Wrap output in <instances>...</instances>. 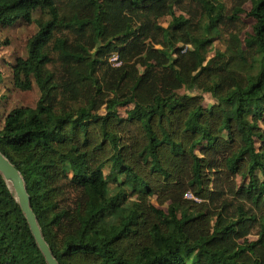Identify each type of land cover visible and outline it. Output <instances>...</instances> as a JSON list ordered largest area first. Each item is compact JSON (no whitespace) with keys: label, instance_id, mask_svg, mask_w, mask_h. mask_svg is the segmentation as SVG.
I'll return each instance as SVG.
<instances>
[{"label":"trees","instance_id":"1","mask_svg":"<svg viewBox=\"0 0 264 264\" xmlns=\"http://www.w3.org/2000/svg\"><path fill=\"white\" fill-rule=\"evenodd\" d=\"M20 20L14 80L39 100L0 150L60 264H264V0H0V25ZM0 264H47L1 173Z\"/></svg>","mask_w":264,"mask_h":264},{"label":"rangeland","instance_id":"2","mask_svg":"<svg viewBox=\"0 0 264 264\" xmlns=\"http://www.w3.org/2000/svg\"><path fill=\"white\" fill-rule=\"evenodd\" d=\"M250 10L251 3H247L245 5V12L241 15L246 23V28L241 35L243 41L252 35L253 25L255 23L254 18L248 15ZM177 12L179 14L181 13L180 10H177ZM170 19L169 16L163 17L160 22L164 26H167ZM35 32L36 25L33 23L29 24L24 20H20L11 26L0 25V128L3 127L5 119L12 109L20 106H35L39 100V90L36 85H34L32 89L25 90L16 86L14 80V66L19 58L26 57L28 40ZM210 47V56H213L217 50L224 51L226 49L224 43L219 39H216ZM109 62L114 66L121 65L117 52H114L109 56ZM190 93L194 95H202L203 104L206 107L212 106L217 101L212 93L208 91L196 89L191 92L187 88H182L178 91L179 96ZM130 108H132L131 105L119 107V115L123 118L126 117L127 111ZM107 110L108 105L104 106L101 111L102 114L105 115ZM256 143L257 147H259L260 141L258 139L256 140ZM104 171L107 174L109 173L107 168H104ZM255 173L261 175L259 170ZM124 179V176H120V182ZM238 182L240 185H246L249 180L247 178L239 177ZM116 185V183L111 182V188L113 191H116ZM126 190L127 192H130L128 187H126ZM152 202L160 207L155 196L152 197ZM163 208L167 209V205H164ZM250 239H255V237L252 236Z\"/></svg>","mask_w":264,"mask_h":264},{"label":"water","instance_id":"3","mask_svg":"<svg viewBox=\"0 0 264 264\" xmlns=\"http://www.w3.org/2000/svg\"><path fill=\"white\" fill-rule=\"evenodd\" d=\"M0 173L21 206L33 236L45 257L47 264H60L43 234L38 216L33 209L31 195L28 191L27 183L23 174L1 150Z\"/></svg>","mask_w":264,"mask_h":264},{"label":"built area","instance_id":"4","mask_svg":"<svg viewBox=\"0 0 264 264\" xmlns=\"http://www.w3.org/2000/svg\"><path fill=\"white\" fill-rule=\"evenodd\" d=\"M189 197H192L191 195H189Z\"/></svg>","mask_w":264,"mask_h":264}]
</instances>
